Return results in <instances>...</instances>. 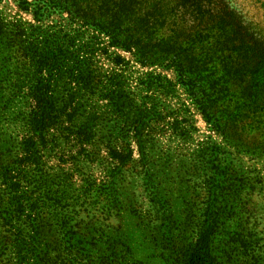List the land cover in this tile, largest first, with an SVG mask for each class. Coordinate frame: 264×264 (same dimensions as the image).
<instances>
[{"label": "rangeland", "instance_id": "374dc122", "mask_svg": "<svg viewBox=\"0 0 264 264\" xmlns=\"http://www.w3.org/2000/svg\"><path fill=\"white\" fill-rule=\"evenodd\" d=\"M18 2H0V167L17 178L27 208L14 220L0 218V239L13 241L24 226L42 223L47 264H185L209 231L217 264H264V155H239L224 144L183 87L166 97L145 89L138 81L146 74L169 80L175 74L142 67L116 49L110 53L133 60L125 89L135 108L113 116L108 102L94 97L90 112L98 119L88 121L80 74L67 62L87 59V46H107L108 38L81 27L61 7L37 23ZM226 3L264 29V0ZM33 28L39 41L56 40L46 43L48 50L42 43L33 47L52 54L57 93L68 97L43 142L29 125L30 99L24 98L30 52L21 33ZM107 59L101 52L94 57L103 78L112 70ZM186 107L197 130L186 132L183 124L174 132L172 114ZM87 125L104 145L85 142ZM15 252L12 246L0 252V264H18Z\"/></svg>", "mask_w": 264, "mask_h": 264}, {"label": "trees", "instance_id": "16d2710c", "mask_svg": "<svg viewBox=\"0 0 264 264\" xmlns=\"http://www.w3.org/2000/svg\"><path fill=\"white\" fill-rule=\"evenodd\" d=\"M18 3L37 23L49 17L52 8L61 7L81 27L108 38L107 46L101 41L89 44L87 59L76 58L73 66L71 60L67 62L68 68L80 74L88 121L98 119L90 112L94 97L106 100L113 116L135 108L125 89L130 79L125 74L134 60L142 67L175 74L174 80L146 74L138 81L145 89L161 90L166 97L183 87L209 129L220 135L224 144L236 149L239 155H264V29L257 23H248L243 13L226 0H19ZM1 29L0 23V35ZM21 34L23 49L30 52L23 66L28 90L24 98L30 99L28 122L34 135L43 142L42 133L66 109L63 105L68 97L57 93L52 54H46L47 51L39 54L33 47L42 43L48 50L46 43L56 40L39 41L40 33L34 28L31 34ZM110 49L124 51L133 60L110 53ZM98 52L111 60L112 70L105 78L95 69L94 57ZM172 115L174 132L180 131L183 124L188 127L186 132L197 130L193 121H189L191 111L187 107ZM182 116L188 119L181 120ZM95 138L92 128H87L85 142L104 145ZM26 145L31 148L29 141ZM10 174V170L0 167V218L4 222L23 215L27 208L18 196L20 183ZM24 227L13 241L0 239V252L12 246L18 264L30 261L47 264L42 253L46 239L40 234L45 225ZM193 247L183 260L185 264H217L209 231L201 233Z\"/></svg>", "mask_w": 264, "mask_h": 264}]
</instances>
